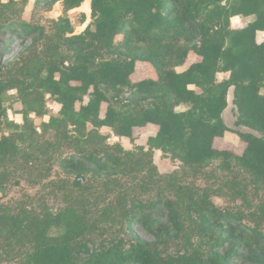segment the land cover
Here are the masks:
<instances>
[{
  "label": "trees",
  "instance_id": "1",
  "mask_svg": "<svg viewBox=\"0 0 264 264\" xmlns=\"http://www.w3.org/2000/svg\"><path fill=\"white\" fill-rule=\"evenodd\" d=\"M29 1L0 0V30L17 32L19 25L23 40L39 31L47 42L50 35L44 29L12 17L13 6L24 10ZM85 1L34 0V10L58 2L69 12ZM89 1L92 21L83 32L75 33L70 19L60 17L53 21L55 44L48 58H38L33 44L27 46L28 55H21L25 67L33 64L37 70L38 86L61 105L59 116L45 123L56 129V141L41 143L42 149H60L69 139V124L86 131L90 123L88 145L60 159L64 173L112 180L139 167L157 170L151 152L139 147L142 156L135 159L97 132L107 126L133 140L135 128L152 124L157 131L148 139L149 151L170 152L195 171L218 161V169L228 176L223 185L203 193L170 176L169 194L160 190L146 203L131 201L124 215L125 237L110 231L97 210L78 199L56 214L0 208V236L10 241L8 252L19 254L23 264H230L239 252L264 263V41L258 40L264 31V0ZM237 15L253 18L232 28L231 18ZM191 52L200 60L178 71ZM138 62L150 65L156 78L134 81ZM222 73L228 76L220 79ZM16 87L30 107L26 120L34 111L24 80L0 69V132L6 115L3 94ZM231 91L237 129L224 119ZM180 106L185 108L178 110ZM227 132L246 144L241 154L216 147ZM17 149L16 138L3 134L0 165L12 160ZM212 194L241 204L217 206ZM156 206L166 209L167 224L143 213ZM134 216L154 234V242L130 227ZM55 227L61 229L58 234L51 233Z\"/></svg>",
  "mask_w": 264,
  "mask_h": 264
},
{
  "label": "rangeland",
  "instance_id": "2",
  "mask_svg": "<svg viewBox=\"0 0 264 264\" xmlns=\"http://www.w3.org/2000/svg\"><path fill=\"white\" fill-rule=\"evenodd\" d=\"M2 1L8 2L9 0ZM11 10L15 11L12 16L15 21L23 20L38 25L50 35V39L46 42L45 39L39 37V31H36L32 37L25 41L23 40L25 38L19 35L21 31L19 25L14 27L17 32L7 27L0 30V69L5 73L11 71L17 78L24 80L27 95L31 92L30 98L33 104L31 108H34V111L29 113V119L26 120L24 114L30 107L27 108L25 105L19 89L17 87L10 88L3 94L6 115L0 137L3 134L12 135L16 138L18 149L12 160L0 165V208L11 209L14 212L29 210L37 213L49 211L56 214L69 201L78 199L93 206L100 214L103 224L110 231L117 233L120 237H125L128 224L124 215L130 208L131 201L134 200L136 204L146 203L157 197L160 190L169 194L167 187L170 186L168 183L170 176L176 182L195 187L202 193L223 185L228 174L218 169V161H209L195 171L186 167L170 152L160 149L149 151L148 139L155 135L157 130L154 126L135 128L133 140L117 136L110 127L103 126L97 128V132L105 137L106 143L120 144L126 152L133 153L135 159L142 156L140 148H143L144 152H151V161L157 170L139 167L140 169L137 168L131 173L117 176L112 180L93 177L91 174H82V177L79 178V185L75 187L74 182L77 177L64 173L60 168L59 161L64 155L71 154L88 145V131L93 126L87 123L86 131H77L73 124H69L66 131L69 139L62 142L60 149L51 150L49 147L46 150L42 149L41 143L56 141V129L48 128L45 123H48L53 116H59L61 105L38 86L34 75L37 70L33 64H30V67H25L21 55H28L27 46L33 44L38 46V58L41 60L48 58L47 55L52 54L53 49L52 51L50 49L55 44L52 40L53 32L56 29L53 21L60 17L70 19L74 25L75 33L83 32L92 21L90 1H85L79 8L69 12H65L58 2L41 4L34 10V0H30L24 10H20L18 5L13 6ZM231 27L238 28L233 24L232 19ZM196 58L199 59L194 52H191L185 64L178 67L177 70L186 69ZM156 76L155 70L150 65L138 62L132 79L138 81L143 78H156ZM223 76L225 75L219 74L220 79L224 78ZM87 100L86 97L84 103ZM80 105L77 103V110ZM229 106L231 105L229 104ZM106 107L107 103H103L101 106L102 115L105 113ZM184 108V106H180L177 109ZM226 117L228 123L232 125L234 117L231 116V113L227 111ZM43 144L47 146V143ZM245 146L246 144L233 132H227L216 143L217 148L231 150L237 154H241ZM144 158L149 159L147 155ZM211 199L214 204L220 207L241 204V200L237 201V205H235L231 200L213 194ZM143 213L158 219L163 224L168 223L167 211L163 206L145 208ZM129 225L141 239L147 242L155 241L154 234L139 216H134ZM60 231L61 229L56 227L51 229L52 234H58ZM9 243L7 238L0 236V264H23L19 254L8 252ZM16 248H20L19 245ZM171 251H175V249L171 248ZM230 264L264 263L251 262L239 252L232 257Z\"/></svg>",
  "mask_w": 264,
  "mask_h": 264
},
{
  "label": "crops",
  "instance_id": "3",
  "mask_svg": "<svg viewBox=\"0 0 264 264\" xmlns=\"http://www.w3.org/2000/svg\"><path fill=\"white\" fill-rule=\"evenodd\" d=\"M86 1H88V0H86ZM252 18L253 17H243V16H240V15H237V16L232 17L231 19L233 21V24L236 25V27L242 28V27L246 26L247 23L252 20ZM261 36H262V38H261ZM259 37H260V39H259ZM258 40L260 42L261 41H264V31H261V32L258 33ZM199 60H200V58L199 59L196 58L195 61H199ZM195 61H193V62H195ZM222 75H225L223 77H227L228 76V73H222ZM148 126H154V125L149 124ZM154 127H156V129H157V126H154Z\"/></svg>",
  "mask_w": 264,
  "mask_h": 264
},
{
  "label": "water",
  "instance_id": "4",
  "mask_svg": "<svg viewBox=\"0 0 264 264\" xmlns=\"http://www.w3.org/2000/svg\"><path fill=\"white\" fill-rule=\"evenodd\" d=\"M232 99H233V91H231L230 94H229V104L231 106H228L227 109L225 110V112H224V119H225V122H226L227 126H229L230 128H233V129H237V126L235 125L236 117L234 116V113L232 112V109H233ZM227 111L231 113V116L232 117H234V120L232 122V125H230L228 123V121H227V117H226ZM242 130L249 131V129H247L245 127H243ZM81 177H82V174H80V173L77 174V178H76V180L74 182V186L75 187L79 185V182H80L79 178H81Z\"/></svg>",
  "mask_w": 264,
  "mask_h": 264
}]
</instances>
